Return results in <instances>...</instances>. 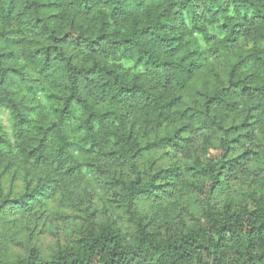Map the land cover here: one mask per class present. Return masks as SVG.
Instances as JSON below:
<instances>
[{"label": "trees", "instance_id": "16d2710c", "mask_svg": "<svg viewBox=\"0 0 264 264\" xmlns=\"http://www.w3.org/2000/svg\"><path fill=\"white\" fill-rule=\"evenodd\" d=\"M258 141L264 0H0V167L22 183L0 193V218L82 213L63 245L0 264H264ZM159 150L182 158L140 164ZM173 191L201 197L189 223L138 208Z\"/></svg>", "mask_w": 264, "mask_h": 264}, {"label": "rangeland", "instance_id": "374dc122", "mask_svg": "<svg viewBox=\"0 0 264 264\" xmlns=\"http://www.w3.org/2000/svg\"><path fill=\"white\" fill-rule=\"evenodd\" d=\"M240 55L241 43L238 47H232L226 53V57L231 60L236 59ZM194 141L193 147H197L194 154L203 159L206 154L205 149L203 150L202 148L204 140L202 137H198ZM258 143V145H264V141H258ZM163 152L164 150H159L145 155L141 159L140 164L146 166L153 160L156 164H166L173 158H182L181 153H174L169 150L167 155H163ZM251 162H253V158L243 166L242 171H239L236 177L235 175H231L216 188L214 197L218 203L229 192L234 193L239 190L241 187L240 178L249 179V175L253 173L252 165H254ZM122 169L127 170L125 166H122ZM21 188V178L12 176L10 171L4 173L0 167V193L19 192ZM172 193L161 201L160 206L153 205L150 200H140L137 203L138 208L141 211L152 214L155 212L158 217L157 221H160L162 219L161 216L166 214L167 219L173 225L177 224L178 220L176 218L172 220L173 216L177 217L175 214L173 215L172 211L180 212V217L189 223L191 221L190 213H197L199 211L201 197L195 193H182L178 191H173ZM97 197H94V203L98 207L97 215L103 218L106 212L102 207V202ZM64 213H71L72 216L67 218L60 217ZM78 215H82V213L76 214V212H72L60 205L55 206V202H53L46 208H38L33 213H27L23 216L19 214L10 215L5 219L0 218V261L10 263L16 256L26 255L27 250L32 246L38 248L45 255L50 253L57 246L63 245L68 239V231L78 219L76 218Z\"/></svg>", "mask_w": 264, "mask_h": 264}]
</instances>
